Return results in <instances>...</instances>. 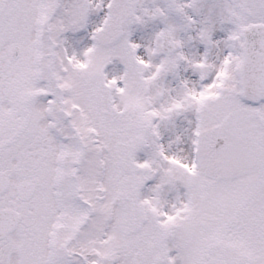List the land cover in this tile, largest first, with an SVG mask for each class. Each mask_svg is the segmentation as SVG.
I'll use <instances>...</instances> for the list:
<instances>
[{"label":"snow or ice","instance_id":"obj_1","mask_svg":"<svg viewBox=\"0 0 264 264\" xmlns=\"http://www.w3.org/2000/svg\"><path fill=\"white\" fill-rule=\"evenodd\" d=\"M0 264H264V0H0Z\"/></svg>","mask_w":264,"mask_h":264}]
</instances>
